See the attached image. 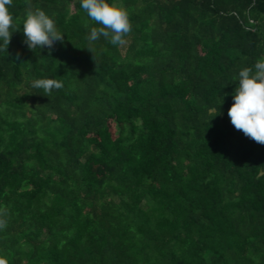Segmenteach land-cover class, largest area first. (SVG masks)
Returning a JSON list of instances; mask_svg holds the SVG:
<instances>
[{"label":"trees","instance_id":"1","mask_svg":"<svg viewBox=\"0 0 264 264\" xmlns=\"http://www.w3.org/2000/svg\"><path fill=\"white\" fill-rule=\"evenodd\" d=\"M112 3L113 0H107ZM124 45L81 0H31L64 35L0 52L6 264H264V145L231 124L264 58V0H116ZM2 43V41H0ZM90 49L91 51H89ZM63 83L48 97L36 79Z\"/></svg>","mask_w":264,"mask_h":264},{"label":"clouds","instance_id":"2","mask_svg":"<svg viewBox=\"0 0 264 264\" xmlns=\"http://www.w3.org/2000/svg\"><path fill=\"white\" fill-rule=\"evenodd\" d=\"M13 0H0V52H7L12 34L19 31L9 8ZM81 8L88 17L100 27H92L87 37L90 43L103 36L112 45H124L125 37L131 32L129 13L123 4L116 0L110 4L107 0H81ZM24 43L30 50L51 49L57 41H63L64 35L57 29L56 22L44 10L33 7L27 0L23 20ZM91 51L90 49H88ZM92 52V51H91ZM93 53V52H92ZM239 84L233 95V104L228 110L233 127L243 134L264 145V58L256 61L253 67H244L239 71ZM33 88L43 89L50 96L53 89L59 90L63 83L54 78L36 79ZM7 209H0V230L7 227ZM0 264H6L0 259Z\"/></svg>","mask_w":264,"mask_h":264}]
</instances>
